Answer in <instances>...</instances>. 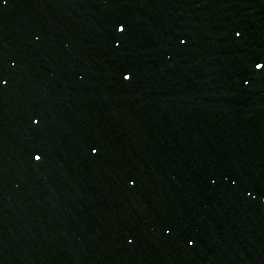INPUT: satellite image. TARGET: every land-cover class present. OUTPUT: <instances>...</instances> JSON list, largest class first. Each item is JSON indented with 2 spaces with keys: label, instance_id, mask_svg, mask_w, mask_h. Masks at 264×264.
<instances>
[{
  "label": "water",
  "instance_id": "obj_1",
  "mask_svg": "<svg viewBox=\"0 0 264 264\" xmlns=\"http://www.w3.org/2000/svg\"><path fill=\"white\" fill-rule=\"evenodd\" d=\"M0 264H264V0H0Z\"/></svg>",
  "mask_w": 264,
  "mask_h": 264
}]
</instances>
